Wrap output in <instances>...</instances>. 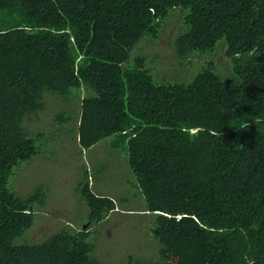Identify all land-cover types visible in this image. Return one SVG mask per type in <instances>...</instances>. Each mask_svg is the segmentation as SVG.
Listing matches in <instances>:
<instances>
[{
  "label": "trees",
  "instance_id": "16d2710c",
  "mask_svg": "<svg viewBox=\"0 0 264 264\" xmlns=\"http://www.w3.org/2000/svg\"><path fill=\"white\" fill-rule=\"evenodd\" d=\"M172 13L187 28L174 41L177 64L197 55L196 70L205 66L161 84L143 56L124 63ZM222 39L230 81L200 54ZM82 85L94 96L80 99L78 144L108 139L126 153L127 186L160 246L154 263L122 264H264V0H0V264H108L91 256V232L18 244L46 196L42 186L24 199L7 188L38 154L23 119L41 110L43 93L68 100ZM89 184L83 166L76 192L98 225L116 203Z\"/></svg>",
  "mask_w": 264,
  "mask_h": 264
},
{
  "label": "rangeland",
  "instance_id": "374dc122",
  "mask_svg": "<svg viewBox=\"0 0 264 264\" xmlns=\"http://www.w3.org/2000/svg\"><path fill=\"white\" fill-rule=\"evenodd\" d=\"M170 15V19L164 20L159 39L153 42L142 38L129 52V59L124 63L127 65L132 62L131 65H134L135 57L143 56L145 68L150 71L154 81L161 84L166 82L158 80H171L173 77L187 79V71H195L203 61L200 56L194 55L186 58V64L182 65L183 61L177 64L179 59L173 54L174 41L187 28L183 22L184 28L177 22V13ZM225 47L222 39L213 52L200 54L209 59L206 63L215 59L218 72L230 81L233 77L229 61L224 58ZM202 68L196 70L194 76ZM191 79L167 83L187 84ZM86 96L94 94L84 85L79 90H72L68 100L43 93L41 110L27 115L22 121L25 135L36 140L34 147L38 154L13 170L7 188L24 199L36 187L42 186L46 199L43 206L34 208V226L17 243L40 244L62 230L79 232L86 225V231L92 234L88 241L94 245L91 253L93 258L108 264H122L133 256L136 260L149 258L148 262L154 263L156 254L153 251L157 249L158 260L160 246L149 232L153 217L143 212L144 201L136 196L139 194L137 190L127 186L134 177L128 167L126 153L109 150L106 143L108 139L87 150H82L78 144L76 129L80 99ZM59 113L65 117L73 116V120L57 123L55 118ZM83 166L88 170L91 191L98 196L109 197L116 203L117 210L98 225L87 221L88 209L76 192L82 180ZM132 193L136 198L130 196ZM123 196L130 198V201L121 203L118 198Z\"/></svg>",
  "mask_w": 264,
  "mask_h": 264
},
{
  "label": "clouds",
  "instance_id": "9594fccd",
  "mask_svg": "<svg viewBox=\"0 0 264 264\" xmlns=\"http://www.w3.org/2000/svg\"><path fill=\"white\" fill-rule=\"evenodd\" d=\"M159 36H160V35H159ZM147 39H148V38H147ZM158 39H159V37H158ZM158 39H157V40H158ZM149 40H150V39H149ZM151 41H152V40H151ZM153 42H156V41H153ZM242 127H249V125L245 124V125H243ZM201 130H202V129H201ZM214 134H216V133H214ZM219 134H220V133H219ZM76 138H77V136H76ZM77 141H78V140H77ZM115 210H117V209H115ZM115 210H114V211H115ZM114 211H113V212H114ZM111 213H112V212H111ZM111 213H109V214H111ZM109 214H108V215H109ZM107 217H108V216H107ZM107 217H106V218H107ZM81 230H82V231H85V232H89V233L91 232V231H86V226H85V229H84V230H83V229H81ZM53 235H54V234H53ZM91 235H92V234H90V236H91ZM90 236H89V238H90ZM89 238H88V239H89ZM46 240H47V239H46ZM88 242H89V241H88ZM89 243H90V242H89ZM91 244H92V243H91ZM92 245H93V244H92ZM93 251H94V245H93Z\"/></svg>",
  "mask_w": 264,
  "mask_h": 264
},
{
  "label": "water",
  "instance_id": "95a60500",
  "mask_svg": "<svg viewBox=\"0 0 264 264\" xmlns=\"http://www.w3.org/2000/svg\"><path fill=\"white\" fill-rule=\"evenodd\" d=\"M85 226H86V225H85ZM85 226H83V228H82L83 230L85 229Z\"/></svg>",
  "mask_w": 264,
  "mask_h": 264
}]
</instances>
